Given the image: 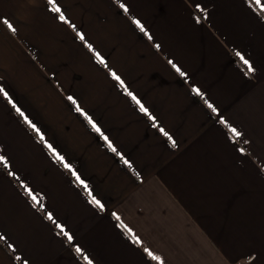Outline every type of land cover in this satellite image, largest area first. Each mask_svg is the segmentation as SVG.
<instances>
[{
    "label": "crops",
    "instance_id": "obj_1",
    "mask_svg": "<svg viewBox=\"0 0 264 264\" xmlns=\"http://www.w3.org/2000/svg\"><path fill=\"white\" fill-rule=\"evenodd\" d=\"M0 88V264H264L255 0H0Z\"/></svg>",
    "mask_w": 264,
    "mask_h": 264
},
{
    "label": "snow or ice",
    "instance_id": "obj_2",
    "mask_svg": "<svg viewBox=\"0 0 264 264\" xmlns=\"http://www.w3.org/2000/svg\"><path fill=\"white\" fill-rule=\"evenodd\" d=\"M118 2H119V0H118ZM247 2H248L249 4H251V3H252V0H247ZM255 2H256L258 5H260L262 8H264V3H262L261 0H255ZM120 6H121L122 8H124L125 11H127V6H126V5H124L123 3H121ZM195 7H196L197 9H201V10L203 11L202 5H201L200 3H195ZM53 10H54V11H57V12H60V8H59L58 5H57V6H54V9H53ZM59 19L62 20V21H64V20H66V17L61 13L60 16H59ZM134 19H135V18H134ZM196 20L199 21V17H196ZM4 23L7 24L8 27H9L10 29H12L13 31L15 30V29L13 28V25L7 20V18H4ZM135 23L141 28L142 31H145V29H144V25L141 23V21H140L139 19H135ZM79 35H80V39L83 40V39H84L83 34L81 33V34H79ZM87 46H88L89 49H92V47H93L91 44H88ZM157 47H159V45H157ZM95 55H96V57L99 59V61H100L101 63L104 62V57L101 56V54H100L99 52H96ZM237 55H239L240 58H241V60L243 61V63H244L245 65H247L249 71H255V69L252 67L251 62H250L248 59L244 58V56H243L241 53H239V52L237 53ZM170 63H171V61H170ZM173 66L176 67V65H173ZM177 71H179V68H177ZM111 75H112L116 80L120 81L121 85H123V83H124L123 80H121V78H120V77H119L114 71L111 72ZM196 91H199V89H196ZM0 92H3V94H4L6 97H8V93L5 92L3 88H0ZM129 95H132V93H129ZM133 99H136V97L133 96ZM69 100H72V101L75 103V100H74L73 97L69 96ZM9 102H12L10 97H9ZM137 103L139 104L140 101L137 100ZM209 106L211 107V105H209ZM140 107H141V111H143V112H145V113H149L148 108H146L143 104H140ZM78 110L81 111V112L84 111L83 109H78ZM17 111H20V109L17 108ZM149 114H150V113H149ZM85 115H87V114L85 113ZM152 118L155 119V117H152ZM25 119L27 120V117H25ZM89 119H90V122H91V118H89ZM221 119L223 120L222 117H221ZM28 122L31 124V121H28ZM225 123H226V121H225ZM31 126H32L33 128H36V125H35V124H31ZM93 126L96 127V130H97L98 132L100 131L99 127L96 126L94 123H93ZM230 127H231V126H230ZM36 130L39 131V129H36ZM161 131L164 132V129L161 128ZM231 131H232L236 136H240V135H241V133H240L235 127H231ZM164 134H165L166 136L168 135L167 132H164ZM105 139L107 140V137H105ZM45 143L47 144V141H45ZM109 144H111L110 141H109ZM47 146H48L50 149H52L53 152L56 151L54 148H52V145H51V144H47ZM113 151H115V149H113ZM240 151L243 152L244 149H240ZM57 158H58L59 160H61V161L64 160V157L61 156V155H59V153H57ZM0 160H3L4 163H5V165L7 166V159H6V157H4V156H0ZM126 162H127V161H126ZM65 167H67V168H71L72 166H71L70 164H65ZM10 174H11V175H15V173H10ZM73 175H76V176H77V180L79 181L80 184H85V181H84L83 179H80V177H79L75 172H73ZM85 187H87L86 184H85ZM25 188H26V190L29 192V194L32 195V199H33V201H35V200H36V196L32 193V189L28 188L27 185H25ZM92 203L95 204V205H97L98 207L103 208V204H102L101 201L98 200L95 196H92ZM33 206H35V205H33ZM41 207H43V205H41ZM47 217H48L49 220H52V219L54 218V217H53V213H52V212H48V213H47ZM58 227H60L61 229H63V228H64V225L60 224V225H58ZM64 234L68 237L69 240H72V239H73L72 235L69 234L68 232H65ZM134 239L136 240L137 243H139V238H138V237H134ZM76 250H77L78 252L82 251V249H80L79 246H77V249H76ZM145 252H147L148 255H149V256H152L154 259H157V260L160 259L159 256H155V255H154L150 250H148V249H145ZM250 259H251V257H250ZM24 264H28V262L25 261ZM89 264H92V262L89 261Z\"/></svg>",
    "mask_w": 264,
    "mask_h": 264
}]
</instances>
